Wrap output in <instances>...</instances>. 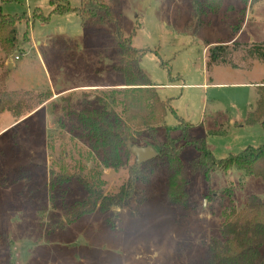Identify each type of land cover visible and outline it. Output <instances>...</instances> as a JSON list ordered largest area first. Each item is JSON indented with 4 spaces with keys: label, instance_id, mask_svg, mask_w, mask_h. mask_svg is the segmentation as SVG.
Masks as SVG:
<instances>
[{
    "label": "rangeland",
    "instance_id": "obj_1",
    "mask_svg": "<svg viewBox=\"0 0 264 264\" xmlns=\"http://www.w3.org/2000/svg\"><path fill=\"white\" fill-rule=\"evenodd\" d=\"M49 1L0 0V15H24L14 49L0 45V264H206L208 244L222 238L224 213L243 207L250 194L264 200L259 177L233 167L211 172L206 183L188 169L187 206H170L164 161L155 156L136 166L129 152L117 168L102 167L105 192L129 184L124 208L97 207L74 218L86 197L81 185L73 180L50 189V170L90 168L78 114L123 85L110 25L82 27L74 10L52 13ZM247 1L223 0L213 9V0L109 2L124 35L141 51V70L160 98L191 123L189 134L205 137L215 160L264 144L260 124L244 120L256 106L257 88L250 82L259 79L261 62L245 67L249 58L240 48L230 64H208L204 49L217 40L229 42ZM66 2L72 8L80 4ZM260 3L252 2L251 18ZM164 122L156 142L180 136L171 112ZM195 155L187 146L180 157L186 164Z\"/></svg>",
    "mask_w": 264,
    "mask_h": 264
},
{
    "label": "trees",
    "instance_id": "obj_2",
    "mask_svg": "<svg viewBox=\"0 0 264 264\" xmlns=\"http://www.w3.org/2000/svg\"><path fill=\"white\" fill-rule=\"evenodd\" d=\"M57 1H49L54 7L52 13L74 10L82 27L110 25L113 54L120 55L121 61L116 69L121 71L120 84L123 85L107 91L105 99L98 97L86 113L78 114L80 137L89 145L86 157L91 163L90 168L84 171V167L78 164L73 167L61 165L58 172L50 170V189L54 190L55 187L74 180L86 193L72 217L89 214L97 207L102 212L115 207L124 208L130 191L129 184H123L115 193L105 192L102 167L117 168L124 157L130 156L128 145L132 143L144 145L149 142L157 152L156 158L164 161L167 170L166 201L170 206H187L190 186L188 169L192 174H198L206 183L209 182L211 172H228L233 167L247 176L259 177L264 183V144L249 145L238 153L215 160L206 145L205 137L190 135L188 131L191 123L183 122L174 107L160 98L157 87L138 64L137 57L141 55V51L130 44L131 37L124 35L119 17L112 11L109 2L117 0H80L76 8H72L66 0H62V3ZM222 1L213 0L209 8H218ZM23 17L24 15L16 13L0 15V45L6 51L14 49L18 33L16 26ZM41 18L48 19L44 16ZM238 27L234 26L232 35ZM240 48L245 50L244 55L249 60H259L264 72V42L250 45L235 41L230 44L214 43L206 51L208 64H230L231 53ZM256 88V106L248 111L244 120L246 125L260 124L264 134V76ZM168 111L177 118L180 136L177 138L166 135L164 141L156 142L159 129L165 130L164 120ZM50 143L53 147L52 138ZM187 146L192 147L196 155L184 164L180 156ZM225 191L230 197L232 188L228 187ZM207 195L206 193L205 196ZM229 199L232 204L233 200ZM53 200L52 198V203ZM224 215L225 220L220 227L222 238L213 239L208 244L206 264H264V200L258 195L250 194L243 207L237 209L231 206Z\"/></svg>",
    "mask_w": 264,
    "mask_h": 264
},
{
    "label": "crops",
    "instance_id": "obj_3",
    "mask_svg": "<svg viewBox=\"0 0 264 264\" xmlns=\"http://www.w3.org/2000/svg\"><path fill=\"white\" fill-rule=\"evenodd\" d=\"M252 1L248 0L246 5H245V14H244V19L240 22V26L238 27L237 31L235 32L234 35L230 38L229 42H221V41H214L213 43H208L205 46V50L207 51V48L210 45H213L214 43H228L230 44L232 41L239 42L244 41L242 44H252V43H261L264 42V4L260 3V5L256 6V11L253 14V17L251 18V12H252ZM249 10V14H248ZM32 37V36H31ZM258 62V60H249L245 64L248 65L246 66L247 68H252L253 65ZM9 66H13L12 62L8 63ZM264 76V72L262 69V72H260L259 79L255 82H250V84H253V86L256 88L260 83L262 82V78ZM212 85H214L212 83ZM258 97V94H257ZM176 110V109H175ZM187 119H189L187 117ZM229 124L237 126V127H242V123H238L236 120H226ZM13 123V122H12ZM11 123V124H12ZM10 124V125H11ZM8 125V126H10ZM7 126V127H8Z\"/></svg>",
    "mask_w": 264,
    "mask_h": 264
},
{
    "label": "water",
    "instance_id": "obj_4",
    "mask_svg": "<svg viewBox=\"0 0 264 264\" xmlns=\"http://www.w3.org/2000/svg\"><path fill=\"white\" fill-rule=\"evenodd\" d=\"M128 149L130 154L134 156L136 166H139L140 164L148 160L154 159V157L157 156L155 148H153L149 144L137 145L135 143H132L128 145Z\"/></svg>",
    "mask_w": 264,
    "mask_h": 264
},
{
    "label": "built area",
    "instance_id": "obj_5",
    "mask_svg": "<svg viewBox=\"0 0 264 264\" xmlns=\"http://www.w3.org/2000/svg\"><path fill=\"white\" fill-rule=\"evenodd\" d=\"M18 56H15V58H17Z\"/></svg>",
    "mask_w": 264,
    "mask_h": 264
}]
</instances>
